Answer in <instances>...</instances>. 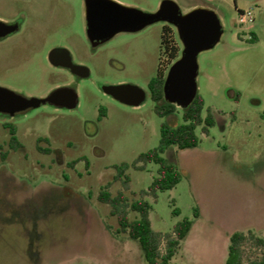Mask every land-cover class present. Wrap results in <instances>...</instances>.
<instances>
[{
  "label": "rangeland",
  "instance_id": "1",
  "mask_svg": "<svg viewBox=\"0 0 264 264\" xmlns=\"http://www.w3.org/2000/svg\"><path fill=\"white\" fill-rule=\"evenodd\" d=\"M59 1L51 9L53 0H35L34 16L23 25L30 42L19 33L0 43V86L25 97L43 96L71 80L48 64L46 51L53 45L75 51L90 68L76 85L74 108L41 105L14 116L0 114V144L6 152V159H0V264H32L30 240L43 246L39 264H146L136 241L114 234L116 218L97 195L109 182L112 195L123 190L122 180H113L116 166L131 164L156 147L162 123H182L180 107L158 116L148 89L159 65L167 73L175 61L167 62L161 43L170 25L156 22L118 32L88 59L81 0ZM162 1L117 0L144 12L155 11ZM173 1L182 13L204 7L220 20L222 35L198 54L195 78L204 102L201 116L210 108L215 124L207 132L196 126L195 147L162 154L177 166L181 180L145 198L152 204L149 218L157 231H171L183 218L193 221L173 257L175 264H225L232 232L251 230L264 238V0ZM11 5V0H0V14ZM239 12H249L252 22L240 24ZM173 32L180 56L182 44ZM121 83L141 88L145 99L133 105L103 91ZM5 125L15 127L20 148L9 147ZM157 168L149 162L144 169L126 170L128 199L148 188ZM58 192L82 200L80 217L70 207L57 215L47 211ZM36 223L45 231L43 240L36 239ZM243 249L245 258L259 252L250 241Z\"/></svg>",
  "mask_w": 264,
  "mask_h": 264
},
{
  "label": "trees",
  "instance_id": "2",
  "mask_svg": "<svg viewBox=\"0 0 264 264\" xmlns=\"http://www.w3.org/2000/svg\"><path fill=\"white\" fill-rule=\"evenodd\" d=\"M161 43L167 55V62L171 64L179 56L180 44L175 39L173 29L170 26L164 27ZM165 75L164 66L159 65L156 75L148 83L150 97L152 101H154V112L161 117L171 115L179 109L175 104L166 102L163 97L162 85ZM203 109V99L196 94L188 107L181 108L182 123L173 126L165 122L161 124L160 140L156 147L139 154L131 164L121 163L116 166L117 173L113 180H122L123 190H119L115 195H112L108 190L110 186L109 182L101 187L97 195V199L100 202L109 205V214L116 218L118 226L114 234L117 236L119 234H124L136 241L146 264H175L173 262V257L176 250L181 242L186 239L193 226L192 220L183 218L174 225L171 231L162 233L153 229L149 218L152 204L145 197H156L157 191L172 189L181 180V173L177 166L168 161L162 154L166 151L170 153L173 148L184 150L193 148L198 144V137L195 133L196 126L202 125V130L207 132L208 128L215 124V118L210 108L207 109V115L202 118L201 114ZM5 127L8 128L10 134L8 142L9 147L12 149L20 148L21 143L16 137L15 127L7 125H5ZM0 159H6V152H3V146L1 144ZM149 162L158 165L157 175L153 178L147 189H143L139 192L138 197L128 199L125 193V191L129 189V177L126 174V170L129 167L140 170L144 169L145 165ZM3 175L5 174L3 173ZM3 178L4 176H2L1 180H3ZM67 196L68 195H64L62 192H58L56 195L57 202L53 203V208L49 209L47 206V211H51L53 215L56 212L57 215L61 212L60 210L65 211L67 207H70L80 217L84 209V203H82V200L79 198H66ZM46 201L47 200L43 201V204H46ZM50 204H52V202ZM20 206L21 205L18 207ZM49 207H51V205H49ZM173 214L178 215L179 210L175 208ZM193 215L194 217L198 216L197 207L194 208ZM36 220L37 223L40 221L39 218ZM37 223L34 227L35 233L37 234L36 239L40 236V239L42 238L43 240L45 231H40L37 227ZM38 241H28V259H30L29 261L32 264H39V259H41L43 246H41ZM247 241L252 242L259 250L256 256L244 257L243 246ZM162 242H164L163 249ZM30 248L32 250L34 249V254L32 255L29 253ZM225 264H264V238L256 235L251 230L247 232H232L229 235Z\"/></svg>",
  "mask_w": 264,
  "mask_h": 264
},
{
  "label": "water",
  "instance_id": "3",
  "mask_svg": "<svg viewBox=\"0 0 264 264\" xmlns=\"http://www.w3.org/2000/svg\"><path fill=\"white\" fill-rule=\"evenodd\" d=\"M105 3L99 0L98 38L108 40L119 31H137L154 22H166L175 27L182 44L180 56L170 65L165 75L162 90L166 102L180 108L190 105L197 94L196 74L197 56L200 52L212 48L222 35V26L216 13L204 7H196L182 13L173 0H164L155 12L123 5L114 0ZM7 27V28H5ZM0 36L11 32V26H4ZM107 94L123 103L140 104L145 99V92L134 85L118 84L103 87ZM135 89V100L125 99L128 90ZM60 90L53 91L48 97H25L6 87L0 86V114L14 116L29 108L50 103L57 107L72 109L77 101H54Z\"/></svg>",
  "mask_w": 264,
  "mask_h": 264
},
{
  "label": "flooded vegetation",
  "instance_id": "4",
  "mask_svg": "<svg viewBox=\"0 0 264 264\" xmlns=\"http://www.w3.org/2000/svg\"><path fill=\"white\" fill-rule=\"evenodd\" d=\"M102 1L105 3L112 4L108 0H102ZM114 1L117 2V0H114ZM56 2H61V1L53 0L52 2L53 7L51 9L54 8ZM11 4L12 5L9 9H6L4 12L0 14V33L5 31V28H7V27L4 28V26H11L13 30L11 32L1 35L0 43L7 40L9 37L15 34H19V33H21L20 34L21 36H28V41L30 42L29 40L30 36L26 34L28 30H26L23 25L26 22V18L28 20L31 16H34L35 0H11ZM98 7H99V0H81V12H82L83 21H84V29H85V34L87 38V43L90 48V53L87 56L88 59H92L96 55L98 48L102 44L105 43V41L101 42L98 38V29H97L98 28V15H99ZM158 8L155 11H157ZM155 11H152V12H155ZM172 27L174 30H176L174 26ZM46 60L48 64H50L52 67L56 68L62 73H67L71 77V80L69 81L66 80V82L60 85L54 86L52 90H50L48 93L38 98L48 97L53 91L60 90L57 97L54 98V101H74L73 96H76L75 101H78V97L76 93V85L78 84L80 79H83L89 76L90 68L88 64L82 61L80 56H78L75 51L68 49L66 46L62 44H57V45H53L52 47H50L46 51ZM135 92H136L135 89H131V90L129 89L126 93L125 99H128V101H134L136 99ZM107 95L111 96L116 101H121L119 99L114 98L110 94H107ZM41 105L55 106L50 103H45ZM55 107L61 108L57 106ZM29 109L23 112H19V113H25Z\"/></svg>",
  "mask_w": 264,
  "mask_h": 264
},
{
  "label": "built area",
  "instance_id": "5",
  "mask_svg": "<svg viewBox=\"0 0 264 264\" xmlns=\"http://www.w3.org/2000/svg\"><path fill=\"white\" fill-rule=\"evenodd\" d=\"M238 18H239L240 24H248V23L252 22V20H253V18L249 12H247V13L239 12Z\"/></svg>",
  "mask_w": 264,
  "mask_h": 264
}]
</instances>
